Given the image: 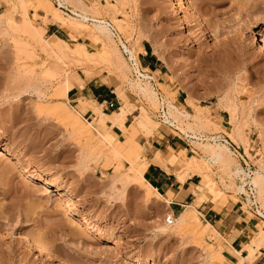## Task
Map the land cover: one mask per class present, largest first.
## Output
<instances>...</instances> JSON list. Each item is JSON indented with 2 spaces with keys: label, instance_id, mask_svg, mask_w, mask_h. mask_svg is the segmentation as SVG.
I'll return each mask as SVG.
<instances>
[{
  "label": "rangeland",
  "instance_id": "1",
  "mask_svg": "<svg viewBox=\"0 0 264 264\" xmlns=\"http://www.w3.org/2000/svg\"><path fill=\"white\" fill-rule=\"evenodd\" d=\"M50 1L0 0V141L10 143L0 157V264H237L241 256L231 246L232 238L212 227L197 236L177 218L191 203L204 228L202 203L228 201L252 218L254 230L264 228V217L256 214L246 193L238 191L241 179L232 174L237 165L264 174V50L256 43L259 30L264 31V0H190L202 24L192 14L182 16L176 0H79L88 15L114 24L120 35L113 33L112 40L95 38L92 20L84 21L92 30L71 27L67 13L75 16L70 11L75 2L70 0L60 13L69 27L52 20L53 14L43 19L41 6ZM117 18L122 19L119 24ZM37 25L40 35L32 28ZM216 29L222 33L219 37L212 34ZM54 34L60 39H53ZM147 45L161 60L163 73L148 69L142 60ZM80 46L92 52L90 58L75 52ZM136 65L153 77L149 83L159 102L134 86V81L148 82ZM91 79H102L115 89L123 117L109 113L111 108L82 90L71 91ZM65 80L71 92L63 95L57 88ZM168 100L192 115L180 119L178 126L163 120V102ZM198 119L204 127L194 124ZM190 121L196 132L219 136L229 146L230 168L205 160L208 153L189 137ZM132 125L138 128L140 155L116 154L105 139L121 145ZM101 127L108 131L107 138L99 139ZM153 130L176 141L178 152L207 162L214 191L198 198L206 181L197 175L184 205L163 191L169 202L156 195V187L144 177L147 167H141L150 162L146 135ZM13 150L50 170L61 187L50 178L28 181L11 159ZM163 163L172 169L167 159ZM173 170L177 178L180 172L191 173L186 167ZM24 182L39 191L25 193ZM258 204L264 212V194ZM22 232L41 243L49 257H37L23 245L18 239ZM255 249L254 259L264 264V248Z\"/></svg>",
  "mask_w": 264,
  "mask_h": 264
},
{
  "label": "bare ground",
  "instance_id": "2",
  "mask_svg": "<svg viewBox=\"0 0 264 264\" xmlns=\"http://www.w3.org/2000/svg\"><path fill=\"white\" fill-rule=\"evenodd\" d=\"M50 1V0H49ZM69 0H58V4L59 5H56L55 3H53L52 1H50L48 3V5H43L41 6V10H40V13L43 14V19L47 20L50 19L51 17V14H53V18L52 20H56V21H59V23H61V25L63 27H67L68 26V20H64V18L60 15L61 11L64 12V10L61 9V7H63ZM71 1V4L74 3V8L73 9H70V11L75 15H71L69 13H67L69 15V17H71L72 21L69 20V22L73 23L71 24V27H75L79 30V27L80 28H84V29H88V28H92V27H88V25L84 22L85 20H92V24L94 25L93 27V30L95 29L94 32V35H95V38H101L102 40V36L104 37H107L109 39H113V33H115L114 28H116L114 26V24H112V22H110L109 20H106V19H102L100 17H91V15H88V10L87 8H85V5L82 4L79 0H70ZM39 3V2H38ZM47 3V1H46ZM41 4V3H40ZM176 6L178 7L180 13L182 14V16H185V17H188V15L192 14L195 19H196V22H199L200 24H202V21H201V16L193 11L192 9V6L190 4V0H176ZM66 7V6H65ZM66 18V17H65ZM67 19V18H66ZM118 19V18H117ZM116 19V20H117ZM114 20V19H113ZM119 20V21H118ZM117 21L115 22H120L122 19H118ZM27 21V20H26ZM68 24H67V23ZM31 25V23H29ZM28 24V25H29ZM69 24V25H70ZM119 24V23H118ZM113 27H112V26ZM120 26V25H118ZM69 27V26H68ZM70 27V28H71ZM121 27V26H120ZM32 28L34 29V32L35 33H38L39 35L41 34V30L38 28V25L37 26H32ZM117 29V28H116ZM74 30V29H73ZM92 30V29H91ZM220 30V29H219ZM218 29H216L212 34L213 36L215 37H219L220 34H222ZM73 32V31H72ZM89 32V31H88ZM90 33V32H89ZM37 34V35H38ZM92 34V32H91ZM259 34V37L256 38V43H259L260 45V49L261 50H264V31L263 30H259L258 32ZM93 36V35H92ZM51 37L53 39H56V38H59L58 35L54 34V35H51ZM83 38V37H82ZM60 39V38H59ZM48 42V41H47ZM64 42H66V40H64ZM113 43V42H112ZM68 44V43H67ZM66 45V47H69L68 45ZM79 44V43H78ZM81 44V43H80ZM82 45V44H81ZM125 49L129 51V54H130V58L131 59H135V55L133 54V51L125 44ZM70 49V48H69ZM72 49V48H71ZM59 50V49H58ZM56 51L57 54H61V53H58L60 51ZM63 50V48H62ZM76 50L75 52L78 53V55L80 56V54L82 55H85L87 56L88 58H90V56L92 55V52L86 50L85 48L81 47L80 48H76L74 49ZM105 51V50H104ZM74 52V53H75ZM102 52V51H101ZM106 52V51H105ZM107 53H109V51L107 50ZM107 53H105L104 55H106L107 57ZM67 54V53H66ZM63 55V54H61ZM60 55V56H61ZM98 55V54H97ZM84 56V57H85ZM94 56V55H93ZM95 57V56H94ZM105 57V58H106ZM60 58H63V57H60ZM92 58V57H91ZM104 58V57H103ZM108 58H109V54H108ZM81 59V57H80ZM111 59V58H110ZM62 60V59H60ZM83 60V59H82ZM93 60V59H92ZM95 60V58H94ZM104 60V59H102ZM85 61V60H84ZM97 61V60H96ZM135 61V60H134ZM99 62V61H97ZM96 62V63H97ZM103 62V61H102ZM91 63V62H90ZM135 64V62H134ZM137 66V65H136ZM137 68V71L138 73L144 78L146 79V81L148 82H138V83H134V86L137 87V89L142 92L143 94H145L152 102H159L160 98L158 97L157 95V92L153 89V87L151 86V84L149 83L150 82V78H153L149 73H146V72H142V70L139 68V66L136 67ZM50 70V69H49ZM52 70V69H51ZM46 71V70H45ZM55 71V70H54ZM84 71V70H83ZM61 85V84H59ZM132 86V85H131ZM59 89L58 91L60 92V94L63 92L66 93V92H69L70 91V83L68 80H65L63 82V84L61 85V87L57 88ZM65 95V94H63ZM162 98V97H161ZM163 99V98H162ZM158 100V101H156ZM87 103V102H86ZM63 105V102L60 104V106ZM67 106V105H66ZM73 106V105H72ZM163 106H165V108H163V114H162V117L164 118L163 120L167 121V122H170L173 126L176 125L178 126V122L180 121V119L182 118H189L192 113L188 112V111H185V110H180V108L175 105L171 100H168L166 103L163 102ZM68 108V107H67ZM73 109V108H72ZM201 109V107H200ZM69 110V108H68ZM76 110V109H75ZM70 111V110H69ZM73 111V110H72ZM70 111V112H72ZM74 113V112H72ZM79 113V112H78ZM75 114V113H74ZM191 114V115H190ZM72 115V114H71ZM198 116V115H197ZM195 116V117H197ZM194 117V116H193ZM194 117V118H195ZM192 118V119H194ZM199 119H202L200 118L199 116L197 117ZM197 118H195L194 120H196ZM198 119V120H199ZM73 120H78L77 117H73ZM209 120V119H208ZM187 122V121H186ZM191 124L188 125L189 128H187L188 130L190 129L191 130V133H189V137L191 138H194V142L199 144L200 147L203 148V151H205L206 153H208V155L205 157V160L207 162H212V163H219V164H222V165H219V166H231V164L233 163L232 162V157L231 156V150L229 148V146L225 143V142H222L221 141V137L219 136H211L210 138L208 137H205L204 134H202V132H196L194 130V127L192 125V121H190ZM198 122V121H197ZM213 122V120H212ZM177 123V124H176ZM205 122H203L202 120H199L198 123H196L195 121V125L197 124V126L200 127H204V124ZM89 124H92L91 122H89ZM125 128V127H124ZM96 129V128H95ZM103 128L101 127V130ZM127 129V127H126ZM124 130V129H123ZM137 126L135 125H132L130 126L128 129H127V137H126V140L125 142L123 141L121 145H118L116 143L113 142V140H108V138L105 136L107 135L108 131L106 130V134L104 132V129L102 131L98 130L99 134H100V137L99 139H103V137H106L107 140L105 139V141H110L109 143H111V146L113 149L116 150V154L117 153H121L123 154V152H125L126 154H128L129 156L131 155H136V150L137 148L139 149V143L137 142L136 140V137H137ZM186 132V130H185ZM188 133V131H187ZM186 133V134H187ZM232 134V133H231ZM230 134V136H231ZM108 135H111V134H108ZM234 134H232V137L233 139H236L235 137L236 136H233ZM237 135V134H236ZM103 136V137H102ZM240 136V135H239ZM98 137V136H97ZM110 139V138H109ZM224 139V138H222ZM205 140H207L205 142ZM225 141H227V139H225ZM106 142V143H108ZM229 142V141H228ZM108 143V144H109ZM194 143V144H195ZM196 144V145H197ZM10 146V143L8 140H1L0 141V157L4 156L5 153H6V148ZM138 146V147H137ZM201 148V149H202ZM200 149V150H201ZM136 151V152H135ZM124 153V154H125ZM138 155H140L139 152H137ZM11 159H15L17 160V163H16V168L20 167L22 168L23 172H24V175L26 177V179L28 178V181L29 179H34V178H37L39 180H46L48 178L51 179L52 181V184H55L57 188H60L61 185L59 183V181L54 178L52 176V173L50 170H48L47 168H43V167H40L38 166L37 164H34L33 162H31L30 160H27L24 156V154L20 151V150H13L11 152ZM157 156L159 157V160H160V165H163V160L164 159H167V161L169 162V164L176 168V169H182L183 167H186V169L190 170L191 173L193 172L194 175H198L200 177H202V179L204 178L205 181H206V184L204 186V190L202 191L203 195L202 196H199L198 198H204L205 195H207L208 191H210V189L213 190V187H214V182L215 180H211L210 178V175H208V171H207V168L209 167V164H207V162H205L204 164L202 162H199L200 160L197 159L196 156H193L192 159L190 157H188L185 153L183 152H172V153H169L167 158H164V156L161 154V152H158L157 153ZM141 158V156H140ZM202 160V159H201ZM204 160V161H205ZM150 162H147V163H143L141 165V167H144L142 170H145V168L148 166ZM239 164V163H238ZM18 166V167H17ZM230 168V167H228ZM15 169V168H14ZM226 169V168H224ZM229 170V169H228ZM262 170V169H261ZM18 171V170H17ZM225 171V170H224ZM180 172V170H179ZM230 172V171H229ZM16 173V172H15ZM178 172H176L177 174ZM189 172L186 171H183V172H180L179 173V176H178V180L181 182V183H185L189 178H190V174ZM231 173V172H230ZM229 173V175H231ZM232 174L235 175V176H239L240 179H241V182L238 186V191L240 192H245L246 193V198L247 200L252 203H256L257 204V207H258V210H259V214L264 217V212L262 211V209L260 208L259 204L258 203H262V199H263V194L262 193V190L263 187H264V174L263 172H261L260 170H256V171H253V173H250L248 172L247 170H245V168H243L242 166L240 165H237L233 170H232ZM11 175H12V172H11ZM178 175V174H177ZM234 176V177H235ZM26 181V180H25ZM233 182V181H232ZM29 184V182H28ZM27 183L24 182V186H23V191L27 194H34L36 192L39 191V188H37L36 186H30L28 185ZM216 184V183H215ZM151 189L148 187V190ZM211 190V192H213ZM150 191V190H149ZM152 191V189H151ZM155 193L156 195H158L159 197H163L164 199H166V197L157 189L155 188ZM206 193V194H205ZM205 194V195H204ZM197 198V199H198ZM168 202L170 201L169 199H166ZM259 201V202H258ZM188 206V209L182 211L177 220H178V223H188L192 230H193V233L195 235H201L205 228H209V227H212V231L218 233L219 235H221V233L208 221L205 219V227L202 228L199 226V219L198 217L195 215L196 213L198 212H195V208H194V205L193 204H187ZM200 211V210H199ZM203 214V213H202ZM264 221V220H263ZM203 235V234H202ZM225 237V236H224ZM249 238L250 240L249 241H246L245 243L242 244V247L241 248H235L234 251L241 256L239 262L237 264H244V261H248L250 262L251 260L254 259V252L256 251L255 247L256 248H264V228L263 229H259V230H254V231H247L246 232V238L247 239ZM18 239L20 240V242L27 246V248L29 247L30 250H32V252H34L37 257H41L42 255L44 257L48 256L46 252L47 250L45 249V247L37 242V241H34L30 238L29 235L25 234L22 232V234H20V236H18ZM221 241V240H220ZM259 246V247H258ZM237 247V246H236ZM28 248V249H29ZM219 248V246H218ZM219 250V249H218ZM221 250V248H220ZM244 250H247L248 253L245 255L243 254V251ZM255 250V251H254ZM258 250V249H257ZM260 251V249H259ZM216 253V251H215ZM213 254V251L212 249L208 252V256H211ZM219 254V253H218ZM258 253L256 252V255ZM220 258L221 259H226L225 256L223 254H219ZM49 257V256H48ZM47 257V258H48ZM46 258V259H47ZM48 260V259H47ZM50 260V259H49ZM222 261V260H221ZM229 263V262H228Z\"/></svg>",
  "mask_w": 264,
  "mask_h": 264
},
{
  "label": "crops",
  "instance_id": "3",
  "mask_svg": "<svg viewBox=\"0 0 264 264\" xmlns=\"http://www.w3.org/2000/svg\"><path fill=\"white\" fill-rule=\"evenodd\" d=\"M141 54L142 60H146L147 62L148 69L163 73L161 60L154 54L149 45L144 46V50ZM74 89L77 90V94L82 90L81 93H84L87 97H92L101 105H104L106 101H112L114 106L110 107L111 112L109 113L119 114L122 117L124 116L121 111L123 105L122 99L115 89L102 81V79H91L85 82L84 87L76 85L71 91ZM110 108L105 106V109ZM146 136H150L151 141L146 152V156L150 157V163L144 172V177L160 192L163 191L164 194H169L177 198L176 203L184 205L183 202L186 201L185 199L192 193L191 189L196 184L194 179L197 175L193 174L185 183H181L177 178L176 172L173 170L174 168L171 167V170H167L160 165V160L157 156L158 152H161L162 155H168L172 150L178 151L180 150V145L164 133L159 132L156 134V130H153ZM185 149L188 148L186 147ZM202 207L206 220H208L220 233H224L229 238H232L231 246L233 248H237L236 246L241 247L242 244L245 243L247 231H254L253 227L255 225L252 223V218H248V215L245 214L243 209L241 210V207L235 203L228 201H206L202 203ZM249 264L263 263L256 258Z\"/></svg>",
  "mask_w": 264,
  "mask_h": 264
},
{
  "label": "built area",
  "instance_id": "4",
  "mask_svg": "<svg viewBox=\"0 0 264 264\" xmlns=\"http://www.w3.org/2000/svg\"><path fill=\"white\" fill-rule=\"evenodd\" d=\"M113 29H114V31L116 32L117 35H120L119 31L116 28L113 27ZM105 104H106V107L107 108H110V107H113L114 106V103L112 101H106ZM253 205H254L253 210L259 216V210H258L257 204L256 203H253Z\"/></svg>",
  "mask_w": 264,
  "mask_h": 264
}]
</instances>
